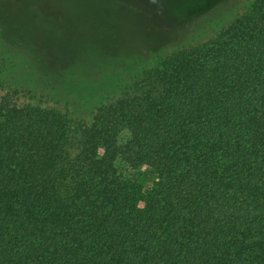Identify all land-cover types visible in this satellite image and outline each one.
<instances>
[{"label":"trees","instance_id":"16d2710c","mask_svg":"<svg viewBox=\"0 0 264 264\" xmlns=\"http://www.w3.org/2000/svg\"><path fill=\"white\" fill-rule=\"evenodd\" d=\"M9 70L0 264H264V0L90 106Z\"/></svg>","mask_w":264,"mask_h":264},{"label":"rangeland","instance_id":"374dc122","mask_svg":"<svg viewBox=\"0 0 264 264\" xmlns=\"http://www.w3.org/2000/svg\"><path fill=\"white\" fill-rule=\"evenodd\" d=\"M250 1L0 0V54L17 84L90 106L213 34ZM124 174L141 190L157 181L146 165Z\"/></svg>","mask_w":264,"mask_h":264}]
</instances>
